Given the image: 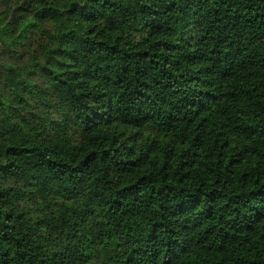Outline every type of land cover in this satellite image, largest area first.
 <instances>
[{"label": "trees", "instance_id": "trees-1", "mask_svg": "<svg viewBox=\"0 0 264 264\" xmlns=\"http://www.w3.org/2000/svg\"><path fill=\"white\" fill-rule=\"evenodd\" d=\"M0 264H264V0H0Z\"/></svg>", "mask_w": 264, "mask_h": 264}]
</instances>
